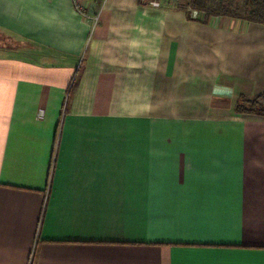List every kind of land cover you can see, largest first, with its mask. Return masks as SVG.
I'll use <instances>...</instances> for the list:
<instances>
[{"label":"crops","instance_id":"1","mask_svg":"<svg viewBox=\"0 0 264 264\" xmlns=\"http://www.w3.org/2000/svg\"><path fill=\"white\" fill-rule=\"evenodd\" d=\"M88 4L0 0V264H264V23Z\"/></svg>","mask_w":264,"mask_h":264},{"label":"trees","instance_id":"2","mask_svg":"<svg viewBox=\"0 0 264 264\" xmlns=\"http://www.w3.org/2000/svg\"><path fill=\"white\" fill-rule=\"evenodd\" d=\"M167 0H165L166 2ZM209 0H191L190 3H177L176 8L188 12V8L198 9L203 22L211 17L226 16L249 22L264 23V0H219L209 4ZM264 92L254 96H241L237 103L240 113L264 115ZM250 105V106H249Z\"/></svg>","mask_w":264,"mask_h":264},{"label":"built area","instance_id":"3","mask_svg":"<svg viewBox=\"0 0 264 264\" xmlns=\"http://www.w3.org/2000/svg\"><path fill=\"white\" fill-rule=\"evenodd\" d=\"M72 1L77 11L81 15H83V17L91 20L93 27H95L99 22V14L91 13L89 11V8H90L88 4L89 0H72ZM163 1L164 0H148V5L156 7V8H160L163 6ZM168 1L172 5H177V3H179L181 0H168ZM188 13L192 19L199 20L202 18V13L198 9L189 7Z\"/></svg>","mask_w":264,"mask_h":264},{"label":"rangeland","instance_id":"4","mask_svg":"<svg viewBox=\"0 0 264 264\" xmlns=\"http://www.w3.org/2000/svg\"><path fill=\"white\" fill-rule=\"evenodd\" d=\"M218 1H219V0H209L208 2H209V4H217ZM180 2H181V3L184 2V4H186V3H190L191 0H181ZM174 6H175V5H174ZM230 18H231V17H230ZM263 101H264V100H263ZM249 106H250V105H249Z\"/></svg>","mask_w":264,"mask_h":264}]
</instances>
